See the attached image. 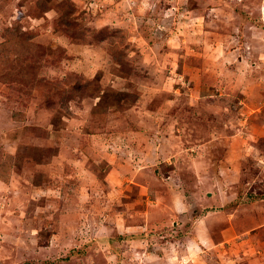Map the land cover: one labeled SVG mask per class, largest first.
Segmentation results:
<instances>
[{
    "label": "rangeland",
    "instance_id": "374dc122",
    "mask_svg": "<svg viewBox=\"0 0 264 264\" xmlns=\"http://www.w3.org/2000/svg\"><path fill=\"white\" fill-rule=\"evenodd\" d=\"M261 254L264 0H0V264Z\"/></svg>",
    "mask_w": 264,
    "mask_h": 264
},
{
    "label": "crops",
    "instance_id": "0c3cea01",
    "mask_svg": "<svg viewBox=\"0 0 264 264\" xmlns=\"http://www.w3.org/2000/svg\"><path fill=\"white\" fill-rule=\"evenodd\" d=\"M156 227H160L159 225H157ZM200 229H202L201 231H204V233H207V231H208V229H204V228H200ZM204 241H202V243L203 244H199L198 245V242H197V245H195V243H194V245L196 246V247H200V249L202 250V247H205V246H208V245H211V241H209V240H207V239H203ZM201 243V242H200ZM263 257H264V255L263 254H261ZM198 255H195L193 258L191 257L190 258V260H189V262L190 261H194V259H195V257H197ZM196 264V263H195ZM256 264H257V262H256ZM263 264H264V262H263Z\"/></svg>",
    "mask_w": 264,
    "mask_h": 264
},
{
    "label": "trees",
    "instance_id": "16d2710c",
    "mask_svg": "<svg viewBox=\"0 0 264 264\" xmlns=\"http://www.w3.org/2000/svg\"><path fill=\"white\" fill-rule=\"evenodd\" d=\"M71 5H72V6H71V9L74 10V9H73L74 4H71ZM69 13H70V11H68V14H69ZM11 52H12V51H11ZM12 53H13V52H12ZM16 53H18L17 50L14 52V54H16Z\"/></svg>",
    "mask_w": 264,
    "mask_h": 264
}]
</instances>
